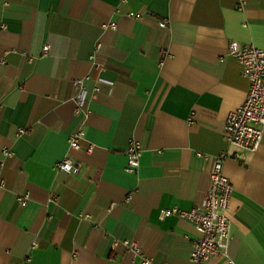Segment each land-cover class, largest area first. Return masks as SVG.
<instances>
[{
  "label": "crops",
  "instance_id": "0c3cea01",
  "mask_svg": "<svg viewBox=\"0 0 264 264\" xmlns=\"http://www.w3.org/2000/svg\"><path fill=\"white\" fill-rule=\"evenodd\" d=\"M237 2L0 0V264H189L198 233L160 210L202 205L212 158L227 149L225 118L245 101L249 82L227 50L264 49V0ZM79 128L82 148L70 149ZM131 140L143 148L135 173L125 170ZM245 157L223 163L229 252L264 264V138ZM65 159L78 170L58 167Z\"/></svg>",
  "mask_w": 264,
  "mask_h": 264
},
{
  "label": "built area",
  "instance_id": "2783aa9c",
  "mask_svg": "<svg viewBox=\"0 0 264 264\" xmlns=\"http://www.w3.org/2000/svg\"><path fill=\"white\" fill-rule=\"evenodd\" d=\"M120 5H126L127 0H118ZM246 0H238L237 10H243ZM129 16L138 19L139 13H129ZM166 21L160 26H165ZM116 24H102L103 29H115ZM49 47L45 45L42 52H48ZM97 46L95 47V51ZM228 54L232 56L242 69V75L248 80L249 88L245 101L239 108L230 112L225 121V133L227 139V149L213 158L209 155L198 153L203 159L212 158V169L209 173V186L206 191L202 205L190 210H182L176 207L160 210V217H177L192 224L193 230L198 233V237L192 242V250L189 254V264H207L213 257H223L227 260L226 264H235L233 257L230 256L229 248L232 240L231 224L227 218L226 212L229 209V200L233 190L232 183L223 173V163L227 158H234L240 163H245L247 152H255L264 138V49L255 46L238 47L234 43L228 46ZM164 56L168 53L162 52ZM95 58V54L91 59ZM5 61L0 59V63ZM95 67L97 65L95 64ZM84 80L76 79L73 85L76 88V94L73 97L75 110L77 114L83 113V106L86 101ZM98 88L94 89V95L98 93ZM22 134L23 131L21 130ZM85 139V132L79 128L69 136V148L80 149L81 141ZM235 148L234 153L230 152ZM86 152L92 150L89 145L85 148ZM142 145L137 140H131L125 150L127 164L125 170L129 173H135L139 167V159L142 154ZM8 150L2 151V158L10 156ZM3 159H0V167ZM58 167L67 171H77L73 162L65 159ZM4 191V181L0 180V194ZM16 202L20 207H24L30 200L29 193L16 195ZM56 198L52 196L51 201ZM89 218V216H85ZM128 250L141 256V251L134 242L123 243ZM141 264H151L150 261L141 256Z\"/></svg>",
  "mask_w": 264,
  "mask_h": 264
}]
</instances>
